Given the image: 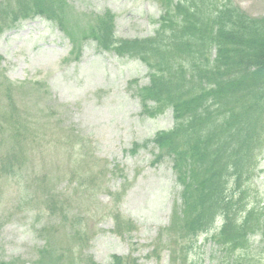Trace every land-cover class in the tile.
<instances>
[{
  "label": "trees",
  "instance_id": "16d2710c",
  "mask_svg": "<svg viewBox=\"0 0 264 264\" xmlns=\"http://www.w3.org/2000/svg\"><path fill=\"white\" fill-rule=\"evenodd\" d=\"M69 1L0 0V33L41 17L66 36L74 60L92 41L99 51L136 59L146 67V85L128 83L140 114L156 118L170 110L173 124L143 144H132L128 152L135 155L152 145V163L169 160L179 189L168 226L158 232L147 258L160 261L166 253L167 264H187L188 250L199 235L232 258L229 264L251 249L252 238L264 250V202H248L254 199L250 186L264 152V16L250 17L230 0H157L160 15L152 36L121 39L110 11L79 13ZM15 90L0 72L6 102L0 108V137L6 135L10 145L0 157V183L21 178L24 196L18 204L34 202L51 218L39 230L44 244L35 264H97L83 253L90 219L105 212L119 236L135 229L118 212L119 192L110 193L104 207L94 202L105 188L106 164L98 165L87 151V140L59 125L62 131L55 134L43 123L39 140L34 121L20 115ZM42 142L71 150L65 156L72 188L65 193L57 192L46 174L25 177V152ZM74 204L81 210H72ZM109 264L139 263L128 255L112 256Z\"/></svg>",
  "mask_w": 264,
  "mask_h": 264
},
{
  "label": "rangeland",
  "instance_id": "374dc122",
  "mask_svg": "<svg viewBox=\"0 0 264 264\" xmlns=\"http://www.w3.org/2000/svg\"><path fill=\"white\" fill-rule=\"evenodd\" d=\"M230 1L250 17L264 16V0ZM69 2L79 13L110 11L115 17V35L121 39L152 36L160 15L157 0ZM70 52L66 36L48 20L35 17L20 21L0 33V72L17 87L12 94L20 115L34 121L39 140L44 132L43 123H47L48 133L59 134L61 126L87 140L90 144L87 151L98 165L106 164L105 188L96 196V205L104 207L110 193L119 192L118 212L135 229L119 236L114 232L111 218L103 216L105 212L93 217L88 221L91 234L84 255L97 264H109L112 256L128 255L139 264H167L166 253L160 261L147 255L158 232L168 226L173 203L178 198L171 162L164 159L153 164L152 145L135 155L128 151L132 144H143L156 132L171 128L172 112L167 110L156 118L140 114L139 101L128 87L132 80H137L139 86L148 83L147 69L138 60L99 51L92 41L83 45L77 60ZM2 99L4 96L0 94V108L6 104ZM7 140L6 135L3 139L0 137V157L10 146ZM42 144H34L33 150L25 152V177L46 174L52 185H56V191L65 193L72 188L67 170L70 165L67 153L71 150H60L53 143ZM22 189L21 178L0 183V262L18 260L20 264H35L44 244L39 230L51 222L34 202L18 204L24 196ZM250 189L254 199L248 202L261 205L264 152ZM76 208L74 204L72 210H81ZM258 241L257 237L252 238L251 249L237 254L238 260L232 264H263L264 250ZM231 261L206 235L194 239L188 250L187 264H229Z\"/></svg>",
  "mask_w": 264,
  "mask_h": 264
}]
</instances>
